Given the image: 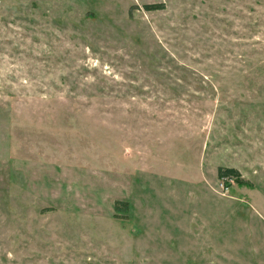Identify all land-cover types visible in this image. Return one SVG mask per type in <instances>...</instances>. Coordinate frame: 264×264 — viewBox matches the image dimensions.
I'll return each mask as SVG.
<instances>
[{
	"label": "rangeland",
	"instance_id": "1",
	"mask_svg": "<svg viewBox=\"0 0 264 264\" xmlns=\"http://www.w3.org/2000/svg\"><path fill=\"white\" fill-rule=\"evenodd\" d=\"M0 264H264V0H0Z\"/></svg>",
	"mask_w": 264,
	"mask_h": 264
},
{
	"label": "trees",
	"instance_id": "2",
	"mask_svg": "<svg viewBox=\"0 0 264 264\" xmlns=\"http://www.w3.org/2000/svg\"><path fill=\"white\" fill-rule=\"evenodd\" d=\"M163 6H164V4L162 2H146V3H143V7L145 9H158V8H162ZM218 173L219 174L232 175V174H238V171L234 167L218 166ZM115 205L117 208H123L126 206V202L123 200H116Z\"/></svg>",
	"mask_w": 264,
	"mask_h": 264
}]
</instances>
